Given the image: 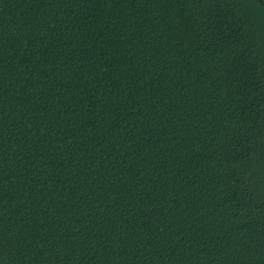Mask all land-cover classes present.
I'll return each instance as SVG.
<instances>
[{
	"label": "trees",
	"instance_id": "1",
	"mask_svg": "<svg viewBox=\"0 0 264 264\" xmlns=\"http://www.w3.org/2000/svg\"><path fill=\"white\" fill-rule=\"evenodd\" d=\"M0 264H264V3L0 0Z\"/></svg>",
	"mask_w": 264,
	"mask_h": 264
},
{
	"label": "snow or ice",
	"instance_id": "2",
	"mask_svg": "<svg viewBox=\"0 0 264 264\" xmlns=\"http://www.w3.org/2000/svg\"><path fill=\"white\" fill-rule=\"evenodd\" d=\"M261 3H264V0H260Z\"/></svg>",
	"mask_w": 264,
	"mask_h": 264
}]
</instances>
